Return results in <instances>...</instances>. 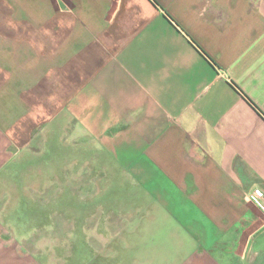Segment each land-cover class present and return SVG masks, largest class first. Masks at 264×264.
<instances>
[{
  "label": "crops",
  "instance_id": "obj_1",
  "mask_svg": "<svg viewBox=\"0 0 264 264\" xmlns=\"http://www.w3.org/2000/svg\"><path fill=\"white\" fill-rule=\"evenodd\" d=\"M0 264H264V0H0Z\"/></svg>",
  "mask_w": 264,
  "mask_h": 264
},
{
  "label": "rangeland",
  "instance_id": "obj_2",
  "mask_svg": "<svg viewBox=\"0 0 264 264\" xmlns=\"http://www.w3.org/2000/svg\"><path fill=\"white\" fill-rule=\"evenodd\" d=\"M18 177L19 178L17 180H25V181L31 180L33 178L31 175H19ZM33 192L34 191H32V190H26V195L28 194V196L32 197L33 194H35ZM40 192H41L40 199H39L41 202L40 209H41V214L44 215V214H47L49 211L48 210L49 209L48 204H49V201L51 200V197H50V192L48 190H41ZM63 192H64L63 190L56 191V197H57L56 199H57L58 203L60 201L59 199L63 198V195H64ZM33 197L36 198L38 196L34 195ZM61 208H63V207H61Z\"/></svg>",
  "mask_w": 264,
  "mask_h": 264
}]
</instances>
